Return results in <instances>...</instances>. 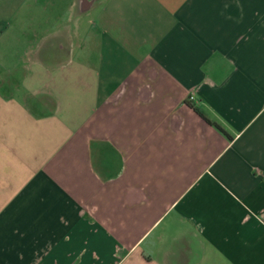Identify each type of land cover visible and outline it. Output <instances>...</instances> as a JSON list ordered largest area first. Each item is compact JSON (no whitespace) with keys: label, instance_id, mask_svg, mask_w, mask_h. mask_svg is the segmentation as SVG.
<instances>
[{"label":"crops","instance_id":"1","mask_svg":"<svg viewBox=\"0 0 264 264\" xmlns=\"http://www.w3.org/2000/svg\"><path fill=\"white\" fill-rule=\"evenodd\" d=\"M0 43V264H264V0H0Z\"/></svg>","mask_w":264,"mask_h":264},{"label":"rangeland","instance_id":"2","mask_svg":"<svg viewBox=\"0 0 264 264\" xmlns=\"http://www.w3.org/2000/svg\"><path fill=\"white\" fill-rule=\"evenodd\" d=\"M10 45H13V48L15 47L14 45H16V43H11ZM2 47L1 43H0V48ZM9 49H12V48H9Z\"/></svg>","mask_w":264,"mask_h":264},{"label":"built area","instance_id":"3","mask_svg":"<svg viewBox=\"0 0 264 264\" xmlns=\"http://www.w3.org/2000/svg\"><path fill=\"white\" fill-rule=\"evenodd\" d=\"M188 98H191V96H188Z\"/></svg>","mask_w":264,"mask_h":264}]
</instances>
